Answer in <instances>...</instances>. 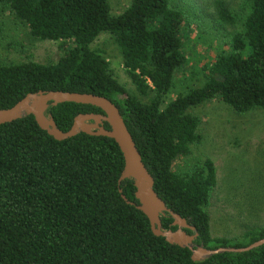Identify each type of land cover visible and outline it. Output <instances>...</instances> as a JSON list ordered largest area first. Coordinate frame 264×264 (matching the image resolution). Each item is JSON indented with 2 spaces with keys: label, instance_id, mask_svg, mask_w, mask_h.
<instances>
[{
  "label": "trees",
  "instance_id": "obj_1",
  "mask_svg": "<svg viewBox=\"0 0 264 264\" xmlns=\"http://www.w3.org/2000/svg\"><path fill=\"white\" fill-rule=\"evenodd\" d=\"M243 1L248 11L242 28L203 64L202 83L168 99L187 63L183 47L190 29L173 0H129L118 15H112L109 0H0V36L5 7L31 37L60 41L62 49L55 63L0 62V108L40 90L108 98L153 177L154 191L195 227V246L246 247L264 238V226L247 227L236 237L211 235L212 161L185 173L173 167L201 138V119L192 108L212 100L239 114L264 108V0ZM206 4L220 23L235 25L228 0ZM102 32L116 43L134 91L115 78L103 53L92 49ZM48 112L62 131L77 114H103L77 103H60ZM123 166L109 137L79 133L56 140L32 115L0 124V264H264V244L195 262L188 248L155 236L136 208L132 180L118 185ZM160 220L163 228L176 229L168 214Z\"/></svg>",
  "mask_w": 264,
  "mask_h": 264
},
{
  "label": "rangeland",
  "instance_id": "obj_2",
  "mask_svg": "<svg viewBox=\"0 0 264 264\" xmlns=\"http://www.w3.org/2000/svg\"><path fill=\"white\" fill-rule=\"evenodd\" d=\"M128 1L109 0L112 15L120 14ZM228 3L236 17L234 26L220 23L206 0H173V6L189 18L190 29L183 47L187 63L176 74L168 99L199 86L203 81V64L235 30L242 28L248 5L243 0ZM1 19V63H55L62 55L60 41L34 39L5 7L1 8ZM92 49L103 53L115 78L128 91H134L112 36L102 32L92 43ZM191 112L201 119V138L191 146L188 155L175 160L173 167L185 173L206 159L212 161L216 184L207 207L211 235L236 237L247 227L264 226V108L239 114L222 101L212 100ZM239 242L245 240L240 238Z\"/></svg>",
  "mask_w": 264,
  "mask_h": 264
},
{
  "label": "water",
  "instance_id": "obj_3",
  "mask_svg": "<svg viewBox=\"0 0 264 264\" xmlns=\"http://www.w3.org/2000/svg\"><path fill=\"white\" fill-rule=\"evenodd\" d=\"M60 103L87 104L98 107L101 113L77 114L67 131H62L56 125L48 109ZM32 115L37 125L56 140H65L85 133L88 135L106 136L113 139L124 159V166L118 179V185L130 179L135 187L136 208L142 211L149 220L151 232L163 237L168 243L186 247L191 251V259L195 262L204 260L219 252H243L264 244V238L259 239L243 248L208 249L195 246L194 240L198 233L186 219L168 208L165 202L153 189L154 180L145 167L135 142L128 131L118 107L108 98L91 93L66 92L58 90L37 91L26 94L9 108H0V124L8 123L25 116ZM107 123L109 128L104 127ZM120 192L121 189L119 190ZM121 197L129 204L126 197ZM168 214L172 219L171 226L176 229L163 228L160 216ZM189 231L190 233H187Z\"/></svg>",
  "mask_w": 264,
  "mask_h": 264
}]
</instances>
